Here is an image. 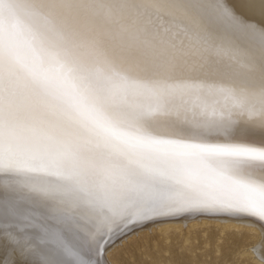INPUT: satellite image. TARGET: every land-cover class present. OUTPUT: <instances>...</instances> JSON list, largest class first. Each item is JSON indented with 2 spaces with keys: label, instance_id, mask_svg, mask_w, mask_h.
I'll return each mask as SVG.
<instances>
[{
  "label": "snow or ice",
  "instance_id": "obj_1",
  "mask_svg": "<svg viewBox=\"0 0 264 264\" xmlns=\"http://www.w3.org/2000/svg\"><path fill=\"white\" fill-rule=\"evenodd\" d=\"M245 4L259 23L230 0H0V264H107L188 217L264 226V0Z\"/></svg>",
  "mask_w": 264,
  "mask_h": 264
},
{
  "label": "rangeland",
  "instance_id": "obj_2",
  "mask_svg": "<svg viewBox=\"0 0 264 264\" xmlns=\"http://www.w3.org/2000/svg\"><path fill=\"white\" fill-rule=\"evenodd\" d=\"M182 226L146 230L119 245L111 258L118 264H262L253 259L255 240L247 231L214 223Z\"/></svg>",
  "mask_w": 264,
  "mask_h": 264
},
{
  "label": "bare ground",
  "instance_id": "obj_3",
  "mask_svg": "<svg viewBox=\"0 0 264 264\" xmlns=\"http://www.w3.org/2000/svg\"><path fill=\"white\" fill-rule=\"evenodd\" d=\"M230 2L234 3V6L236 7L237 12L244 14L245 16H248L249 18L255 20L257 23L260 22L261 17L259 14V11L257 10L255 14H251L248 12V9L245 4V0H230ZM219 225L223 228H236V229H242L244 231H247L251 234V236L255 240V245L253 247L256 248V252L252 253L254 254L253 259L257 262H261L264 264V258H261L259 251L261 248L262 243H264V226H261L259 224H256L252 221L247 220H237L233 218H227V217H206V216H198V217H188L184 219L179 220H168V221H161L154 224H148L144 226L143 229L133 232L136 228L140 226H136L134 229L129 231L126 235H123L115 240V242L112 244V246L109 248L107 253L105 254V258L107 260V264H118L115 259L111 258V253L118 248L119 245H121L123 242L132 239L134 236L139 235L146 230H157L159 232H164L169 229H177L179 227L184 226H197V225H207V224H213ZM180 230V229H179ZM170 231V230H169ZM253 247L251 249H253ZM119 261V260H118ZM120 263V262H119ZM148 264V263H147Z\"/></svg>",
  "mask_w": 264,
  "mask_h": 264
}]
</instances>
